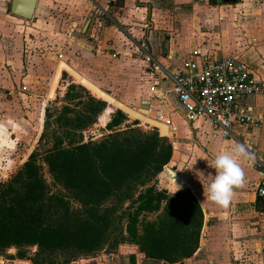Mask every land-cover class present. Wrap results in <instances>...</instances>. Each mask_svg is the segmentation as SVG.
<instances>
[{"label":"crops","instance_id":"obj_1","mask_svg":"<svg viewBox=\"0 0 264 264\" xmlns=\"http://www.w3.org/2000/svg\"><path fill=\"white\" fill-rule=\"evenodd\" d=\"M12 1L0 0V182L33 152L25 147L35 143L43 130L47 75L54 71L49 98L59 73L67 72L59 68L61 62L127 105L141 101L147 113L136 111L149 117L147 104L153 98L154 83L162 79L164 70L181 69L183 60L194 52L213 58L237 57L264 81V0L256 5L248 0L215 4L230 7L219 14L199 8L195 14L179 11L180 25H169L168 31L159 30L161 0H37L31 19L12 13ZM248 4L253 7L243 9ZM202 29L211 30L210 38L197 45ZM37 48L46 51L42 57L36 54ZM170 84L165 82L167 87ZM170 97L174 107L181 108L173 94ZM242 103L251 106L263 122H236L232 137H225L203 118L189 122L180 112L170 115L177 130L168 129L164 135L173 146L164 168L179 174L186 185L164 171L152 184L170 195L190 189L204 213L198 249L176 264H264V196L258 195L263 171L245 148L257 147V157L264 161V95L248 96ZM237 147L243 153L238 158L242 181L234 187L229 204L219 206L207 199L208 184L215 175L209 165L214 154ZM9 252L0 256V264H32L15 257L14 248ZM71 264L164 263L147 258L136 244L122 243L112 252L101 251Z\"/></svg>","mask_w":264,"mask_h":264},{"label":"trees","instance_id":"obj_2","mask_svg":"<svg viewBox=\"0 0 264 264\" xmlns=\"http://www.w3.org/2000/svg\"><path fill=\"white\" fill-rule=\"evenodd\" d=\"M88 101L82 109L63 106L42 161L32 152L0 182V256L14 248L15 257L32 264H71L132 243L164 264L191 257L203 229L200 202L190 189L170 195L150 185L172 158L171 141L158 128L119 127L126 119L118 110L106 124L110 133L84 141L83 132L107 107L91 94ZM156 211L157 219L139 228L141 215Z\"/></svg>","mask_w":264,"mask_h":264},{"label":"built area","instance_id":"obj_3","mask_svg":"<svg viewBox=\"0 0 264 264\" xmlns=\"http://www.w3.org/2000/svg\"><path fill=\"white\" fill-rule=\"evenodd\" d=\"M166 81L171 83L170 87L165 85ZM153 92L147 110L153 119L165 124L171 132L177 130L170 117L174 112H180L189 122L203 118L225 137H232L236 122L253 125L263 122L262 118L254 116L252 107L242 101L251 95H264V81L234 56L213 58L194 52L190 59L183 60L178 71L164 70L162 79L154 83ZM170 94L181 108L174 107ZM141 122L146 128L152 127L148 122ZM245 148L263 171L258 195L264 196V161L257 157V147L251 144Z\"/></svg>","mask_w":264,"mask_h":264},{"label":"rangeland","instance_id":"obj_4","mask_svg":"<svg viewBox=\"0 0 264 264\" xmlns=\"http://www.w3.org/2000/svg\"><path fill=\"white\" fill-rule=\"evenodd\" d=\"M252 1H254L253 3L256 5L255 2L258 0H248V3H251ZM250 5L251 4L244 6L243 9L245 7L252 8L253 6H250ZM195 8L196 9L199 8L201 10L210 11V12L213 11L214 14H219L218 11L220 9L225 10V9H229L230 7L223 6V7L217 8L216 5L212 3V0H161L159 1L158 11H157V20H158L159 30L161 29L167 30L166 28L169 25H173V26L180 25V17L178 16V12L183 11V10H191L195 14V12L197 13V10ZM210 34H211V30L202 29V31H200V33L197 35L195 39V43L197 45H204L205 42L209 40ZM45 52H46L45 50L37 48L36 54L42 57V55ZM60 60H63V59L61 58ZM53 73L54 71H51L47 75V84H46V90H45L47 102H46V107L44 110L43 130L41 134L39 135L38 140L35 141V143L34 142L29 143L27 147H25L26 152L28 151V149L32 148V151L37 153V156L40 161H42L43 156L46 153V151H48L53 145V137H52L51 131L52 129L57 127L56 117L61 112L62 107L65 105H70L71 107L82 109L85 103H89L88 101L89 94H91L92 96H95L96 98H99L100 96L99 94L97 95L93 91H90L89 89H87L86 87L87 85L84 83L83 79L79 77H75V76L72 77L67 72L63 71L61 72V74L59 73L58 81L57 83H54L55 85L53 84L51 88L52 90H50L51 95L48 98L47 93H48L49 84L53 76ZM80 86H84L87 91L80 88ZM73 96H75L76 98H72ZM116 98L122 100L119 97H116ZM129 106L132 107L134 110L140 109L141 111H144L145 113H147L141 101L136 100L135 102H132V104ZM47 108L49 109V113L51 114L50 117H47V112H46ZM115 110H116V107H114L112 104L107 103L106 109L98 117L97 122L94 125L88 127L83 132L82 139L84 141H88L89 138L92 137L93 140H97V139L102 138L105 134L110 133L111 131L107 129L106 124L111 120V116ZM139 114L141 115V113ZM47 119L51 123L50 126L46 124ZM140 119L144 123L149 122L152 127L146 128L142 124L141 121H136L138 123L134 124L135 122H130L127 120L124 121V123H122L119 127L125 128L127 125H132L143 131H153L155 128H158L156 126H159V127H161V125L166 126L165 124L154 120L152 117H149L148 115L147 116L141 115ZM177 120L181 121L182 119L177 117ZM166 128L168 131L167 126ZM162 131L164 135L169 133V131L167 132L163 128H162ZM43 134H44V137H42ZM44 174L48 182L51 184V190L53 192H57L59 189L58 187L53 185L46 165H44ZM150 185H153V184L151 183ZM141 191H144V189H142ZM168 192L172 193L170 191ZM126 205L128 206L129 203H127ZM162 205L164 206L165 202H163ZM158 215H159V211L151 212V213L150 212L143 213L141 217L139 218V221H140L139 228H141L142 224L145 223L146 221L157 219ZM9 251L7 253H10Z\"/></svg>","mask_w":264,"mask_h":264},{"label":"clouds","instance_id":"obj_5","mask_svg":"<svg viewBox=\"0 0 264 264\" xmlns=\"http://www.w3.org/2000/svg\"><path fill=\"white\" fill-rule=\"evenodd\" d=\"M242 155V150L239 147L232 151H223L213 155L209 166L215 169V175H211L212 178L207 188L209 201L215 202L219 206L229 204L234 187L239 186L242 181L243 174L238 163V158Z\"/></svg>","mask_w":264,"mask_h":264},{"label":"water","instance_id":"obj_6","mask_svg":"<svg viewBox=\"0 0 264 264\" xmlns=\"http://www.w3.org/2000/svg\"><path fill=\"white\" fill-rule=\"evenodd\" d=\"M240 1L241 0H215L214 4H232V3H237ZM36 3H37V0H13L12 7H11L12 13L19 15L26 19H31L33 17ZM60 67L64 68L68 73H70L72 77L73 76L81 77V74H79L77 71H75L73 68H71L69 65L63 62L60 63L59 68ZM58 70L59 69L57 68L54 77L58 73ZM83 81L87 85L86 87L90 91H93L97 95L99 94L100 95L99 98H101L102 100L116 107V110L120 111L127 121H130V122L141 121L140 119L141 115L136 110H134L132 107L125 104L121 100L115 98L114 96L110 95L109 93L105 92L104 90H102L99 86H97L95 83H93L89 79L83 78ZM156 127L159 128L161 135H164L162 128L159 126H156ZM163 171L167 176L171 174L172 177H174L173 179H180L181 181L180 183L182 185H186V181L182 177H180L179 174H177L175 171H173L169 167H165Z\"/></svg>","mask_w":264,"mask_h":264},{"label":"bare ground","instance_id":"obj_7","mask_svg":"<svg viewBox=\"0 0 264 264\" xmlns=\"http://www.w3.org/2000/svg\"><path fill=\"white\" fill-rule=\"evenodd\" d=\"M59 65H60V63H59Z\"/></svg>","mask_w":264,"mask_h":264}]
</instances>
